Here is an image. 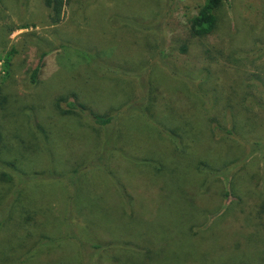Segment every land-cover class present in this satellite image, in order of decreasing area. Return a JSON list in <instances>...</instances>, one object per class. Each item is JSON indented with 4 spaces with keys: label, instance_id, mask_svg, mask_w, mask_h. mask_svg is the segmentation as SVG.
I'll list each match as a JSON object with an SVG mask.
<instances>
[{
    "label": "rangeland",
    "instance_id": "rangeland-1",
    "mask_svg": "<svg viewBox=\"0 0 264 264\" xmlns=\"http://www.w3.org/2000/svg\"><path fill=\"white\" fill-rule=\"evenodd\" d=\"M201 4L0 0V264H264V0Z\"/></svg>",
    "mask_w": 264,
    "mask_h": 264
},
{
    "label": "trees",
    "instance_id": "trees-1",
    "mask_svg": "<svg viewBox=\"0 0 264 264\" xmlns=\"http://www.w3.org/2000/svg\"><path fill=\"white\" fill-rule=\"evenodd\" d=\"M64 1L65 0H44V4L49 10L48 15L51 24H57L60 22ZM226 1L227 0H202V4L199 7L198 11L189 20V29L191 35L201 37L212 32L216 25V16L214 12L223 2ZM181 50L185 51L186 48H182ZM45 55H47V52H44L40 55L37 65L33 68L31 73L32 81H34L38 77V74L44 68L43 58L45 57ZM74 96L78 99L75 94ZM62 100H65V98L59 97V101ZM73 101L68 102L71 107L75 105L76 101ZM79 104L83 108L84 104ZM68 111L72 112V110ZM93 118L95 122L99 124H106L110 119L109 117L103 118L102 116H99L97 114H93Z\"/></svg>",
    "mask_w": 264,
    "mask_h": 264
}]
</instances>
